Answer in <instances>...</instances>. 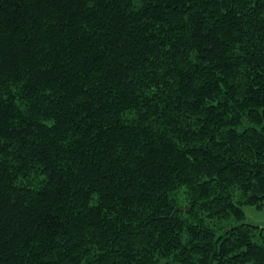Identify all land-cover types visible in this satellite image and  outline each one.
I'll return each mask as SVG.
<instances>
[{
  "label": "trees",
  "instance_id": "obj_1",
  "mask_svg": "<svg viewBox=\"0 0 264 264\" xmlns=\"http://www.w3.org/2000/svg\"><path fill=\"white\" fill-rule=\"evenodd\" d=\"M244 205L264 0H0V264H264Z\"/></svg>",
  "mask_w": 264,
  "mask_h": 264
},
{
  "label": "rangeland",
  "instance_id": "obj_2",
  "mask_svg": "<svg viewBox=\"0 0 264 264\" xmlns=\"http://www.w3.org/2000/svg\"><path fill=\"white\" fill-rule=\"evenodd\" d=\"M243 208L247 217V221L264 226V206L263 208L259 209L256 206L244 205ZM260 233H264V229L257 232L259 235ZM259 235H257L256 238L260 239L261 237ZM83 264L87 263L84 262Z\"/></svg>",
  "mask_w": 264,
  "mask_h": 264
}]
</instances>
